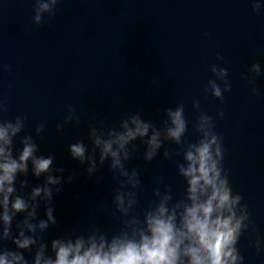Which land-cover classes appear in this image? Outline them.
Listing matches in <instances>:
<instances>
[{
  "label": "water",
  "instance_id": "water-1",
  "mask_svg": "<svg viewBox=\"0 0 264 264\" xmlns=\"http://www.w3.org/2000/svg\"><path fill=\"white\" fill-rule=\"evenodd\" d=\"M259 3L254 12L250 0H60L55 13L36 25L34 0H0V100L7 106L0 119L26 116L20 136L33 135L38 155H52L54 166L65 169V180L73 176L54 198L58 224L46 234L49 243L73 227L119 228L98 210L100 204L112 208L115 182L107 162L89 177L86 165L72 159L69 145L84 141L91 151L90 125L118 127L137 111L159 123L165 109L183 104L189 142L196 139L193 125L201 111L213 116L223 111L215 121L223 165L251 214L237 246L243 264H264V0ZM253 63L260 64L261 74L245 79ZM212 65L228 70L232 90L224 93L223 102L204 92L214 78ZM194 100L199 109L193 108ZM69 106L78 125L64 124ZM42 122L45 132L36 137L34 129ZM57 124H64L62 131ZM135 143L128 166L140 170L141 208L153 199L157 177L171 183L174 198H181L185 185L175 163L162 156L146 163L143 144ZM27 178L33 186L44 180L31 171ZM6 246L14 248L10 241ZM25 256L31 264L32 253Z\"/></svg>",
  "mask_w": 264,
  "mask_h": 264
},
{
  "label": "clouds",
  "instance_id": "clouds-1",
  "mask_svg": "<svg viewBox=\"0 0 264 264\" xmlns=\"http://www.w3.org/2000/svg\"><path fill=\"white\" fill-rule=\"evenodd\" d=\"M59 2L34 0L33 23L41 24L45 14L52 16ZM250 3L254 12L259 11V0ZM217 59L223 57L218 54ZM211 72L214 78L208 80L204 92L223 102L224 93L232 90L228 70L212 65ZM248 74L245 79L259 76L260 64L253 63ZM252 92L256 94L255 87ZM193 108H200L198 100L193 101ZM6 111L0 100V114ZM68 111L64 124L78 125L75 110L69 106ZM223 115V111L216 116L201 111L193 125L197 136L192 142L185 139L189 120L183 104L165 109L159 123L145 120L137 111L121 119L118 127L90 125L91 151L84 141H77L69 145V152L72 159L86 165L89 177L96 176L107 162L115 182L112 208L100 204L98 210L119 228L109 232L99 226L87 231L73 227L50 243L46 234L58 224L54 198L73 176L65 180V169L54 166L52 155H38L33 135L20 136L26 116L0 119V264H29L26 252L32 253L31 264H243L237 245L249 228L251 214L241 203L242 195L234 193L223 165V141L215 131V121ZM64 124H57L58 132ZM46 126L43 122L36 126L35 136L41 137ZM18 136L19 148L15 144ZM136 141L144 146L146 163L157 156L175 163L176 174L185 185L181 198L175 199L172 184L157 177L153 199L141 208L139 197L145 189L140 170L128 166L137 152ZM169 144L177 147L172 149ZM30 171L37 179L43 176V182L33 186L27 178ZM19 177L23 179L17 187ZM9 241L13 249L6 246ZM256 246L259 249V238Z\"/></svg>",
  "mask_w": 264,
  "mask_h": 264
}]
</instances>
